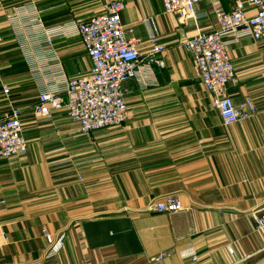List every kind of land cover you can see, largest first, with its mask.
Listing matches in <instances>:
<instances>
[{
  "label": "crops",
  "instance_id": "0c3cea01",
  "mask_svg": "<svg viewBox=\"0 0 264 264\" xmlns=\"http://www.w3.org/2000/svg\"><path fill=\"white\" fill-rule=\"evenodd\" d=\"M111 1L0 0V117L18 107L29 144L22 157L0 158V264H264L254 216L264 209V43L224 35L236 71L227 93L258 108L231 126L184 44L218 28L216 6L238 0H200L188 19L166 13L163 0H122L127 37L139 39L145 61L151 33L164 45L162 64L124 83L125 123L84 134L66 109L33 112L46 80L29 58L55 56L67 77L87 74L92 60L72 26ZM35 19L65 33H37ZM171 193L181 210L148 209ZM46 232L63 236L47 258Z\"/></svg>",
  "mask_w": 264,
  "mask_h": 264
},
{
  "label": "built area",
  "instance_id": "2783aa9c",
  "mask_svg": "<svg viewBox=\"0 0 264 264\" xmlns=\"http://www.w3.org/2000/svg\"><path fill=\"white\" fill-rule=\"evenodd\" d=\"M199 1L163 0V5L166 13H180L181 19H188L196 18ZM249 6L253 8V14H249ZM125 7L124 1L113 0L103 13L72 26L74 30L71 32L81 37L84 49L92 60V67L87 74L67 77L61 61L55 56L34 55L29 58L36 75L44 72L46 80L33 107L35 114L51 117L66 109L69 117L79 123L84 134L125 123L130 111L124 83L138 78L141 73L145 75L146 70L151 72L152 63L162 64L158 56L164 49L157 35L151 33L152 48L145 61L139 50V39L127 37L132 29H127L122 23ZM214 9L218 28L199 31L185 39L184 44L193 57L203 86L213 96L223 124L231 126L254 117L258 114V108L251 97L238 104L227 93V86L236 81V71L224 35L230 34L236 40L247 36L264 43V0H238L229 11L221 6ZM30 26L31 30L38 29L37 33H44L48 38L65 33L63 28L45 30L36 19L32 20ZM40 63L43 67L39 66ZM10 90V87L4 86L5 93L8 94ZM28 150L21 110L11 106L10 111L0 117V158L22 157ZM182 208L177 193L167 194L148 206L149 210L158 213L175 212ZM255 212L256 228L264 233V209ZM45 235L48 248L43 257L47 258L60 251L63 236L54 238L47 232ZM193 260H197V257Z\"/></svg>",
  "mask_w": 264,
  "mask_h": 264
}]
</instances>
